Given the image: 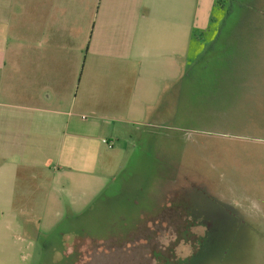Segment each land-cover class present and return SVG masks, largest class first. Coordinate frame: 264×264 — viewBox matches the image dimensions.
<instances>
[{
	"label": "crops",
	"instance_id": "1",
	"mask_svg": "<svg viewBox=\"0 0 264 264\" xmlns=\"http://www.w3.org/2000/svg\"><path fill=\"white\" fill-rule=\"evenodd\" d=\"M219 1L0 0V264H32L106 193L123 131L167 115L216 40Z\"/></svg>",
	"mask_w": 264,
	"mask_h": 264
},
{
	"label": "rangeland",
	"instance_id": "2",
	"mask_svg": "<svg viewBox=\"0 0 264 264\" xmlns=\"http://www.w3.org/2000/svg\"><path fill=\"white\" fill-rule=\"evenodd\" d=\"M219 3L209 58L167 115L123 131L114 182L32 264H264V0H234L224 27Z\"/></svg>",
	"mask_w": 264,
	"mask_h": 264
},
{
	"label": "trees",
	"instance_id": "3",
	"mask_svg": "<svg viewBox=\"0 0 264 264\" xmlns=\"http://www.w3.org/2000/svg\"><path fill=\"white\" fill-rule=\"evenodd\" d=\"M233 1L234 0H230V3H229L230 5H229L228 11H227V16H226V18L224 20V23H223V26L222 27H224L226 25V22H227V20L229 19L230 15H231V12H232V2ZM221 33H222V28L220 27V31L218 33V36H217L216 40L211 44V46H209V48L207 49V51L201 56V58L195 64L196 65L195 67H199L200 64H202L206 59L209 58V53L212 51V49L214 48L215 44L218 42V39L221 36ZM193 69H194V67H193ZM187 86L189 87V81L187 82Z\"/></svg>",
	"mask_w": 264,
	"mask_h": 264
},
{
	"label": "clouds",
	"instance_id": "4",
	"mask_svg": "<svg viewBox=\"0 0 264 264\" xmlns=\"http://www.w3.org/2000/svg\"><path fill=\"white\" fill-rule=\"evenodd\" d=\"M200 227H202L204 229V231L202 233H193V235H196V236H203L206 234L207 232V227L203 224L199 225ZM188 247L191 248V241L188 242Z\"/></svg>",
	"mask_w": 264,
	"mask_h": 264
},
{
	"label": "built area",
	"instance_id": "5",
	"mask_svg": "<svg viewBox=\"0 0 264 264\" xmlns=\"http://www.w3.org/2000/svg\"><path fill=\"white\" fill-rule=\"evenodd\" d=\"M103 144L107 145L110 149L113 148L111 144H109L108 141H103Z\"/></svg>",
	"mask_w": 264,
	"mask_h": 264
},
{
	"label": "flooded vegetation",
	"instance_id": "6",
	"mask_svg": "<svg viewBox=\"0 0 264 264\" xmlns=\"http://www.w3.org/2000/svg\"><path fill=\"white\" fill-rule=\"evenodd\" d=\"M217 214H218V216H217L218 218H221V217H222L220 212L217 213ZM217 214H216V215H217ZM209 227H210V225H208V228H209Z\"/></svg>",
	"mask_w": 264,
	"mask_h": 264
}]
</instances>
